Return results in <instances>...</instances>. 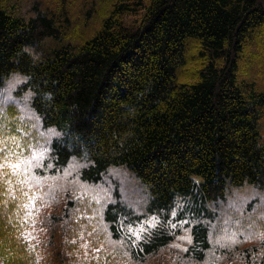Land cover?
Here are the masks:
<instances>
[{
	"label": "trees",
	"instance_id": "trees-1",
	"mask_svg": "<svg viewBox=\"0 0 264 264\" xmlns=\"http://www.w3.org/2000/svg\"><path fill=\"white\" fill-rule=\"evenodd\" d=\"M263 216L264 0H0V264H264Z\"/></svg>",
	"mask_w": 264,
	"mask_h": 264
},
{
	"label": "rangeland",
	"instance_id": "rangeland-1",
	"mask_svg": "<svg viewBox=\"0 0 264 264\" xmlns=\"http://www.w3.org/2000/svg\"><path fill=\"white\" fill-rule=\"evenodd\" d=\"M12 149V148H11ZM17 158L20 159L19 156H17ZM20 163L19 160L14 159L10 164V166L13 169H16L18 167V164ZM264 217V216H263ZM155 219L151 218V219H145L142 222H140L137 226L134 227V231L133 233L135 235H139L143 230H145L146 228L152 226L154 224ZM26 235H28L29 239H30V244L32 245V247H35V243L33 242V240L35 239V232L33 231L32 225L28 226L25 230Z\"/></svg>",
	"mask_w": 264,
	"mask_h": 264
}]
</instances>
